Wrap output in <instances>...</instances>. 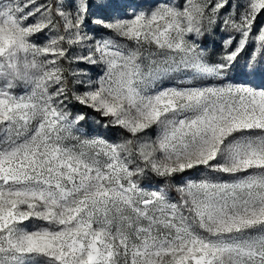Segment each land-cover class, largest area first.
Segmentation results:
<instances>
[{
    "label": "snow or ice",
    "instance_id": "1",
    "mask_svg": "<svg viewBox=\"0 0 264 264\" xmlns=\"http://www.w3.org/2000/svg\"><path fill=\"white\" fill-rule=\"evenodd\" d=\"M0 264H264V0H0Z\"/></svg>",
    "mask_w": 264,
    "mask_h": 264
}]
</instances>
